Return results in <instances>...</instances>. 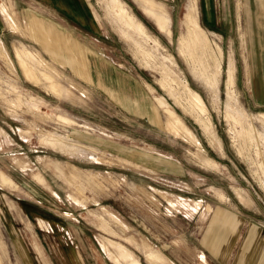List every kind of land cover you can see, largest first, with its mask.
<instances>
[{"label": "rangeland", "instance_id": "rangeland-1", "mask_svg": "<svg viewBox=\"0 0 264 264\" xmlns=\"http://www.w3.org/2000/svg\"><path fill=\"white\" fill-rule=\"evenodd\" d=\"M133 1L0 0V175L17 185L0 182V264H43L34 240L47 264H151V248L155 264H253L264 246V5H247L244 44L238 0ZM33 17L84 50L89 80L41 48Z\"/></svg>", "mask_w": 264, "mask_h": 264}, {"label": "crops", "instance_id": "crops-1", "mask_svg": "<svg viewBox=\"0 0 264 264\" xmlns=\"http://www.w3.org/2000/svg\"><path fill=\"white\" fill-rule=\"evenodd\" d=\"M238 2L240 4V8L242 9V14H241L240 17L243 20V22H242L243 26L242 25L240 26V32H241L242 37H244L243 40H244V44H245V41L247 42L248 39L252 40L250 38V36L252 35L251 26H250L251 13L247 12L245 9H246L247 5L249 7V4L259 3V4L264 5V0H238ZM195 3H196V0H189L187 5L195 4ZM236 3H237V0H236ZM69 6L72 7V11H71L72 14L79 13L78 12L79 11V6L77 4H71ZM212 7L213 6H211L210 2H209V6H207L205 4L204 19L206 20L207 23H209L208 25H212L213 20H214V18L212 16ZM262 9H263V7H262ZM213 10H215L214 7H213ZM236 10H237V8H236ZM262 11H263V15H264V10H262ZM262 11L260 12V14H262ZM161 24L162 23H160V25ZM12 29H14V30L17 29L18 30L17 24H16V28H12ZM28 29L30 31H32L33 36H35L37 38V41L40 43L41 48L44 51H50L52 49L51 51L58 52L59 53L58 57H60L64 62L66 61L67 63H69V66L71 67V69H72L74 74H76L79 77L84 78L85 80H89V77H88L86 71L84 72L83 69H82L83 66L86 64V58L84 56V50L79 49V48L74 49L75 48L74 45L73 44L70 45V42L68 41L69 40L68 36L63 34L60 30L56 29L54 27V25L48 24V23L46 24L44 21L40 20L37 17H33V19L28 23ZM263 36H264V33H263ZM50 40H51L52 44L50 43ZM45 43L46 44L47 43L51 44L52 45L51 48H50V46L46 47ZM68 43H69V45H68ZM246 46H247V44H246ZM246 46H244V48H243L244 51L246 50L245 53H244L245 54L244 57L245 56L246 57H251V52L250 51L247 52ZM75 50H77V52ZM77 55L80 57L79 59H77ZM232 68H233V66H232ZM243 70H245V67H244ZM258 74H259V72H258ZM252 92H256V86H253ZM256 94H257V92H256ZM253 98L254 99H259V98L264 99V95L263 96H261V95L254 96L253 95ZM155 100H156V102H157V104L159 106L163 107L164 111L169 115V118H170V113H168V110H167L168 106L165 103H161L159 101L160 99L157 98V97L155 98ZM170 128L172 129V126H170ZM182 130L183 129H181L179 131H182ZM186 133L187 132H184V135L186 136V138L190 139V137ZM194 141H196V140H194ZM215 143H217V141ZM197 144H198V141H197ZM15 158L11 159V164H12L13 167H15L16 169H18V170H20L22 172H25V173L29 174L31 176V178L35 182L39 183L43 187H47L48 188V184L46 183L45 179L40 174V172L37 171V169H35L32 165H30L27 162H24L22 160H21L22 162L18 163L15 160ZM142 158H145V161H143ZM151 158H152V156H150V155H148L146 157L139 156L137 161H140V163H145V164L150 165L152 163ZM39 159L41 160L43 158H39ZM206 161H209V160H206ZM209 162H211V161H209ZM166 163L169 164L170 162H166ZM210 165L212 167H217L218 166V164L215 163V162H211ZM1 172H3V171H1ZM6 177H7V180H9V181H5L3 179V177H2V175H0V182L3 183L7 187H10V188H13V189L17 188L16 183L9 176L6 175ZM54 194L57 196L56 193H54ZM69 196H70V198H69L70 202L75 203L76 205H79L81 207H85V203L84 202L79 201L75 197H72L71 194H69ZM221 216L224 217V218H222ZM212 221H215L216 223H218L219 224L218 226H220V227L224 226L226 230H228V229L231 230V228H232V226H233L235 221H236L235 222L236 225H237V223L241 224V220L240 219L236 218L235 216H230V215H228L225 212L220 211V210L213 211ZM39 224L42 225L43 223H41V221H39ZM221 237L222 236L219 235L218 232L217 233L214 232L213 235L211 236V239H208L207 242H206L207 245H208V248L216 256V258H219V260L220 259L221 260L224 259L223 254L229 252L228 251L229 248L227 247L226 240L224 242H222L221 241ZM103 238H105V237H103ZM134 239H136V238L134 237ZM115 243L120 244L118 242H115ZM33 246L35 248V251L39 255L42 263L43 264H47L46 256H45L41 246L38 244V242H36V240H34ZM100 246H101L103 251L104 250L106 251L105 244L101 243ZM121 246H123V245H121ZM124 248H126V247H124ZM3 251H4L3 243L1 242V239H0V258H1V261H2L1 253H3ZM105 251H104V253H105ZM149 252H151L150 254L153 257H151L152 259H148V261L151 264H155L156 260H158L160 258V256L158 255V251H157L156 248L155 249L151 248ZM257 255H258V257H260V256L263 257L264 256V246L260 247L258 249V253L252 259L253 260V264H264V258H261L262 260L261 259L259 260ZM197 259L200 262V264H207L206 256L204 254L199 255V257H197ZM222 261H224V260H222ZM2 263H3V261H2Z\"/></svg>", "mask_w": 264, "mask_h": 264}]
</instances>
